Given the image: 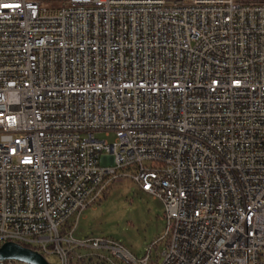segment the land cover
Here are the masks:
<instances>
[{
	"label": "built area",
	"instance_id": "obj_1",
	"mask_svg": "<svg viewBox=\"0 0 264 264\" xmlns=\"http://www.w3.org/2000/svg\"><path fill=\"white\" fill-rule=\"evenodd\" d=\"M124 178L154 264H264V0H0V247L149 264L74 237Z\"/></svg>",
	"mask_w": 264,
	"mask_h": 264
},
{
	"label": "rangeland",
	"instance_id": "obj_2",
	"mask_svg": "<svg viewBox=\"0 0 264 264\" xmlns=\"http://www.w3.org/2000/svg\"><path fill=\"white\" fill-rule=\"evenodd\" d=\"M98 138L107 140L104 134ZM112 139H110L111 141ZM77 222L76 215L64 225V230L70 232ZM167 227L166 208L162 201L154 200L144 193L140 186L131 178L111 185L106 195L96 205L85 211L74 232L78 240L94 237H106L120 243L138 260L146 257L151 248L149 264L160 263L166 240H162ZM155 247H152L154 244ZM83 254L86 250H78ZM107 264H124L116 257L105 253ZM74 262L76 253L73 254ZM50 264H58L56 256L46 257ZM14 264H25L14 261Z\"/></svg>",
	"mask_w": 264,
	"mask_h": 264
},
{
	"label": "water",
	"instance_id": "obj_3",
	"mask_svg": "<svg viewBox=\"0 0 264 264\" xmlns=\"http://www.w3.org/2000/svg\"><path fill=\"white\" fill-rule=\"evenodd\" d=\"M0 261H18L25 264H50L40 253L16 243L0 247Z\"/></svg>",
	"mask_w": 264,
	"mask_h": 264
},
{
	"label": "trees",
	"instance_id": "obj_4",
	"mask_svg": "<svg viewBox=\"0 0 264 264\" xmlns=\"http://www.w3.org/2000/svg\"><path fill=\"white\" fill-rule=\"evenodd\" d=\"M76 264H105V262H98V261H95L93 258L91 259H88L87 262H76Z\"/></svg>",
	"mask_w": 264,
	"mask_h": 264
}]
</instances>
